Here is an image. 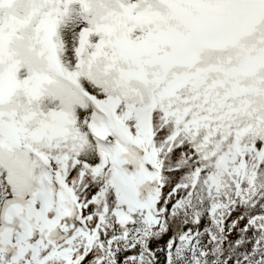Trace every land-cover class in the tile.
I'll return each mask as SVG.
<instances>
[{
    "label": "trees",
    "instance_id": "16d2710c",
    "mask_svg": "<svg viewBox=\"0 0 264 264\" xmlns=\"http://www.w3.org/2000/svg\"><path fill=\"white\" fill-rule=\"evenodd\" d=\"M184 2L199 16L191 51L170 36L192 14L175 16ZM214 3L0 0V25L10 27L0 44V74L8 72L0 113L20 119L16 147L0 153L3 198L33 189L38 153L52 171L51 198L24 228L14 222L0 264H264V0H247L251 15L222 40L215 30L226 23L211 17ZM42 21L57 77L37 55ZM173 76L180 85L163 95ZM149 92L157 105L147 123L136 109ZM84 93L120 97L119 125L103 141L87 130ZM114 138L126 143L123 182L112 179L104 149ZM21 151L31 174L24 182L10 167Z\"/></svg>",
    "mask_w": 264,
    "mask_h": 264
},
{
    "label": "rangeland",
    "instance_id": "374dc122",
    "mask_svg": "<svg viewBox=\"0 0 264 264\" xmlns=\"http://www.w3.org/2000/svg\"><path fill=\"white\" fill-rule=\"evenodd\" d=\"M248 5V7H247ZM251 11L249 9V4L247 3V0H216L214 5L211 8V17L216 20H224V22L227 24L225 28H219L215 30L216 38L217 39H223V35L226 32L233 31L236 28H239L242 24V22L247 21V14ZM192 14H189V13ZM176 17H179L180 15H188V18L184 20L180 25L175 27L170 31L171 39L174 41L179 42L182 37L185 35L191 36V28L197 25V18L199 17L197 14V10H195V7L193 6L192 2H184L182 4L178 5V9L174 12ZM116 17L117 14H113L111 17L112 25H116ZM243 22V23H244ZM41 32V31H40ZM43 32L41 33V35ZM8 37V30L2 26L0 28V44L4 39ZM43 36H41L42 38ZM40 38V37H39ZM40 38V39H41ZM184 45H190V42ZM42 58L47 55V52L43 46L39 48L38 53ZM25 59L27 60L28 64L35 63L33 60L29 59V52L25 51L24 53ZM33 68L36 69V66L31 65ZM2 82V78H1ZM11 136L9 131L2 133L0 130V146L4 147L8 144ZM3 196H2V189L0 185V208L2 204Z\"/></svg>",
    "mask_w": 264,
    "mask_h": 264
}]
</instances>
